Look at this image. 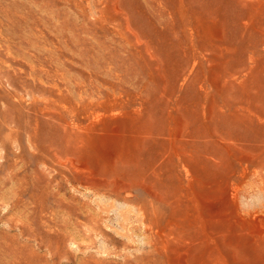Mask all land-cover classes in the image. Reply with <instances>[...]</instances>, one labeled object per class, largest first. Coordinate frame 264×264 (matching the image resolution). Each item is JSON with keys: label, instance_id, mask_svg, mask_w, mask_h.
<instances>
[{"label": "rangeland", "instance_id": "374dc122", "mask_svg": "<svg viewBox=\"0 0 264 264\" xmlns=\"http://www.w3.org/2000/svg\"><path fill=\"white\" fill-rule=\"evenodd\" d=\"M0 264H264V0H0Z\"/></svg>", "mask_w": 264, "mask_h": 264}]
</instances>
